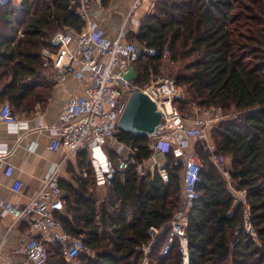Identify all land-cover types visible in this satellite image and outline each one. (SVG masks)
I'll list each match as a JSON object with an SVG mask.
<instances>
[{
	"label": "trees",
	"instance_id": "1",
	"mask_svg": "<svg viewBox=\"0 0 264 264\" xmlns=\"http://www.w3.org/2000/svg\"><path fill=\"white\" fill-rule=\"evenodd\" d=\"M111 2L101 0V5L107 9ZM77 9L72 0H20V6L10 2L0 9V99L16 116L47 102L55 84L41 73L42 52L51 48L57 33L82 31L85 22ZM128 41L156 50L140 60L137 85L161 76L167 49L170 62L181 65L171 73L173 80L191 96L177 103L180 110L195 103L241 114L220 125L214 143L231 159V184L197 144L203 169L198 198L188 213L190 264H264V0H158L154 14L142 19ZM117 139L135 152L136 163L114 175L107 208L95 193L85 153L78 155V173H73L77 186L60 181L65 212L56 218L95 254H82L78 264H144L151 228L161 235L147 256L150 264H182L177 242L168 256L161 255L169 224L182 207V164L174 166L173 154L167 155L164 182L158 168H145L152 157L149 138L119 132ZM109 157L124 159L118 151ZM229 185L247 193L256 239L244 230L245 208L236 204ZM105 208L107 228L102 230ZM47 250L48 264H65L59 247L47 245Z\"/></svg>",
	"mask_w": 264,
	"mask_h": 264
},
{
	"label": "built area",
	"instance_id": "2",
	"mask_svg": "<svg viewBox=\"0 0 264 264\" xmlns=\"http://www.w3.org/2000/svg\"><path fill=\"white\" fill-rule=\"evenodd\" d=\"M99 0H72L78 3L77 12L85 22L81 32H59L51 39V48L42 52L44 60L42 75L59 83L70 78L76 79L84 86L83 92L71 94L62 109L60 123L49 129L52 152L63 151V159L49 169L43 180L42 188L25 206H15L0 199V207L4 216L13 220L10 227L25 224L28 231L25 242L17 249L16 254L22 258L13 262L4 255L5 241H0V264H48L49 253L47 245L59 247L65 264H76L79 257L88 252L81 238L66 233L63 223L56 218L57 214L65 212V193L60 187L62 170L72 156L89 153L94 169L95 183L99 187H110V182L116 173H121L134 165V151L127 149V157L115 162L110 160L107 147L122 146L117 139L118 124L125 111L131 94L138 90L147 95L163 113L164 126L149 138L148 148L152 152L149 162L152 170L159 169V175L164 182L168 181V173L157 163L156 157H166L173 154L174 166L182 164L183 183L182 207L169 224V240L163 247L161 255H169L177 242L182 257V264H190L189 239L187 234L188 213L194 201L198 198L197 186L202 182L201 172L203 162L199 154L190 145L191 140L206 142L208 156L211 162L227 179L229 172L224 168L227 163L225 156L218 152L215 144L209 145L207 138L208 125L217 123L213 120L189 121L184 118L177 107L183 100L182 89L175 80L157 79L152 84L139 86L135 80L127 76L145 56L156 55L155 49H149L127 40V22L132 20L137 10L142 8L144 0H133L127 15L126 24L114 39L104 35L98 23L91 17V6ZM158 0H156L157 2ZM12 0H0V9ZM147 9L152 15L155 4ZM165 56L169 52L165 50ZM2 89L0 88V96ZM221 112V109H219ZM0 122L15 132L25 128L22 119L16 116L9 103L3 105ZM183 138V140H179ZM126 149V148H125ZM35 151V145L30 147ZM8 155V149L0 146V161ZM148 163V162H147ZM142 170L143 166L139 167ZM11 170V168H9ZM24 185L16 181L12 192L21 194ZM236 204L244 206V230L253 239L257 234L251 224V212L248 195L245 191L232 189ZM161 231L151 228L149 236L151 243L143 248L144 264H150L147 256L152 252V246L158 242Z\"/></svg>",
	"mask_w": 264,
	"mask_h": 264
},
{
	"label": "crops",
	"instance_id": "3",
	"mask_svg": "<svg viewBox=\"0 0 264 264\" xmlns=\"http://www.w3.org/2000/svg\"><path fill=\"white\" fill-rule=\"evenodd\" d=\"M16 1H18L20 6V0ZM132 1L133 0H118L117 2V0H112L111 2L112 8L114 6L115 8L120 7L119 4L125 5L124 9H126V13L124 18L120 17L116 11L112 13V8L104 10L101 5V0L91 6V17L96 20L107 38L114 39L118 36L124 24H126ZM154 2H156V0H144L142 9H148L150 4ZM101 9H103L102 12ZM141 12L142 11L139 13ZM143 15L144 13L142 12L138 19L127 22L126 28L128 29V35L130 33L137 34L139 32L141 21L144 17ZM134 68L137 72V66ZM43 76L48 81L54 83L55 86L52 88L50 96L44 105H37L31 115L19 117L24 121L25 128L20 132H15V129L0 122V146H4L8 149V155L3 161H0V199L6 200L15 206H25L29 203L42 188L43 180L51 166L59 163L63 159L62 150L52 152L49 149L52 140L49 129L59 125L62 109L68 97L71 94L80 95L84 89L83 84L73 78L57 83L48 76ZM6 103L8 102L0 99V114L3 105ZM179 140H183V138H179ZM33 145H35L34 152L30 151V147ZM120 148L123 149L122 146H120ZM156 160L161 166H164L166 163V157L161 155H158ZM9 168H11V170ZM70 168L73 169L72 173L69 171ZM145 168L151 169L152 163L148 161ZM74 172L78 173V156H72L69 159L67 165L62 170L60 181H65L77 186L73 176ZM16 181H21L24 185L21 194L12 192V187ZM100 188L107 190L105 195L100 197L105 206L107 205L108 190H110V188L107 186ZM12 222L13 220L10 216H4L2 214V209L0 207V241H5L3 252L6 258L16 262L22 258L20 255L16 254V251L25 242V234L28 231V227L22 223L10 229Z\"/></svg>",
	"mask_w": 264,
	"mask_h": 264
},
{
	"label": "rangeland",
	"instance_id": "4",
	"mask_svg": "<svg viewBox=\"0 0 264 264\" xmlns=\"http://www.w3.org/2000/svg\"><path fill=\"white\" fill-rule=\"evenodd\" d=\"M117 2H118V0H117ZM12 5L13 6H19L18 1L12 0ZM119 6L120 7L115 8V6H114L112 8L111 5H110L109 8H112L113 9L112 13H115V11H116V13L118 15H120V17L124 18L125 17V13H126L125 12L126 9H124V6L125 5L119 4ZM141 9L142 8H140L139 10L144 13V15H143L144 17L143 18H145L146 15L148 14L147 8H144L142 10ZM102 11H103V9H101V12ZM140 11L136 12L135 16L132 18V21L133 20L135 21V19H138V17L142 13V12L139 13ZM137 13H138V15H137ZM135 24H136V22H135ZM137 24H138V22H137ZM131 42L132 43H135L133 41H131ZM138 64H137V70H138V67H139ZM180 67H181V65H175L174 66L170 62L168 56H166V58L163 61V67H162L161 76L158 77V78L151 77L150 81L147 84H152L153 82H156L157 79H171V80H173L174 79V76L172 74L173 73L174 74L177 73V71L180 69ZM136 78H138L136 69L135 68H132L131 73L127 76V79L130 80V81H133ZM136 81H137V79H136ZM3 83L4 82H0V88L1 89H2ZM147 84H144L142 86H145ZM181 89H182V97H183V100L185 99L187 101H190L191 100V96L188 94L187 90L185 88H181ZM33 112H31L29 114L28 113H23L22 115H20V117L30 115ZM180 112H181L182 116L184 118L188 119L189 121H196V120L207 121V120H213V119L217 120L216 121L217 123L213 124L212 126L208 125V127H206V129H207V138H208V140H210V141L207 142L209 145H212V144L215 143L216 138H217V135H218V131H219V128H220V125L222 123H224L226 121H229V120H232L235 117H239L241 115L240 113H238V112H236L234 110H231L229 112H226V111L221 110V112H220L219 109H216L215 110V109L202 108V107L197 106L195 103H191L184 110H180ZM197 144L200 147H203L204 150H205V152L208 154L206 142H204V141L203 142H201V141L200 142H198V141L196 142L195 140H191V144L190 145H192V148H194L196 150V152H197ZM106 150H107L108 154H109L110 151H114V152L115 151H118V153H121V155L124 158L127 157V153H128V150L127 149H125V148L121 149L119 145H114L112 147H107ZM90 159L91 158H90L89 153L85 152V162H86L85 164H86V166L88 164H90L91 173L94 175V169H93V166L91 165ZM226 159H227V163L224 164V165H222V166H224L225 169H228L229 168V165L231 163V159L230 158H227V157H226ZM223 177H224V179L226 180V182L228 184L229 183L231 184V179H227V177H225V176H223ZM232 189H234V188H232V185H229V190L231 192H232ZM106 191H107L106 189L100 188L96 184V192L95 193H96V195H97V197L99 199H100V197H103V195H105ZM108 192H109V190H108ZM99 201L102 202L101 199ZM105 206L107 208V205H105ZM106 208L104 209L103 215H102V218H101V227H102V230L104 228H107V210H106ZM87 253H89L90 255H94L95 256V254L92 253V252H90L89 250H88ZM76 264H78V262Z\"/></svg>",
	"mask_w": 264,
	"mask_h": 264
},
{
	"label": "water",
	"instance_id": "5",
	"mask_svg": "<svg viewBox=\"0 0 264 264\" xmlns=\"http://www.w3.org/2000/svg\"><path fill=\"white\" fill-rule=\"evenodd\" d=\"M163 126L164 116L158 111L156 104L144 93L134 91L119 121L118 131L135 137L150 138Z\"/></svg>",
	"mask_w": 264,
	"mask_h": 264
}]
</instances>
